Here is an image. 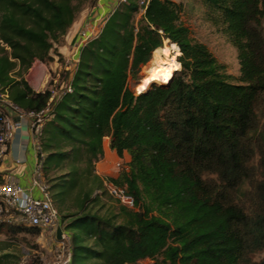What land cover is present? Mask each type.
Listing matches in <instances>:
<instances>
[{
	"label": "trees",
	"instance_id": "1",
	"mask_svg": "<svg viewBox=\"0 0 264 264\" xmlns=\"http://www.w3.org/2000/svg\"><path fill=\"white\" fill-rule=\"evenodd\" d=\"M88 1L0 0V79L26 113L44 110L51 92L32 90L25 74L53 60ZM140 1L120 4L80 49L39 139L46 182L69 169L54 194L49 184L55 206L77 189V211L60 219L70 238L66 264H264L254 260L264 253V0H198L236 49L237 78L193 39L180 3ZM165 41L178 47L180 69L136 94ZM105 138L129 156L106 180L94 173ZM104 181L124 188L134 208L90 212ZM18 260L0 253V264Z\"/></svg>",
	"mask_w": 264,
	"mask_h": 264
},
{
	"label": "rangeland",
	"instance_id": "2",
	"mask_svg": "<svg viewBox=\"0 0 264 264\" xmlns=\"http://www.w3.org/2000/svg\"><path fill=\"white\" fill-rule=\"evenodd\" d=\"M176 3L182 5L181 19L183 23L190 29L191 35L194 40L205 44L207 48L212 52L216 59L226 66V71L233 78H237L240 75V65L238 60V54L228 36L222 32L221 28L215 25L209 19L206 9L200 4L198 0H173ZM175 45V44H174ZM170 44L165 41L162 48L169 49ZM167 56L180 55L179 49L176 52L167 51L162 53L161 58L166 59ZM168 57V58H170ZM160 61L154 57L151 62L143 67L140 77L142 84L143 80L149 74V70H156L160 67ZM174 74V73H173ZM172 74V76H173ZM171 76V77H172ZM62 79L60 75L59 81ZM66 82V77L62 79ZM50 81V80H49ZM56 83L51 80L49 88L55 86L60 91L61 83ZM133 87V91L139 94L138 87ZM158 84V83H156ZM104 143H107L105 138ZM127 168V160L124 157H118L116 155L111 156L108 152L104 153V156L95 164L94 173L106 180L108 177L117 176L123 169ZM69 169L65 167L63 170L52 172L48 181L51 186V191L54 194L58 191L56 185L60 183H66V174ZM3 176V175H2ZM59 177H62L61 179ZM5 182V179L0 178V185ZM91 185L89 182L87 186ZM77 189L71 192V194L61 203L57 202L56 207L61 213V217L67 213H74L77 211V205L75 202ZM92 198L96 201L88 205V209L92 213L99 215H117L120 211V203L111 197L105 190L97 191L93 193ZM121 221V219H118ZM8 223L5 221L4 216L0 215V253H11L19 259L18 264H62L67 259L68 249L58 246L56 243L51 242L50 239L43 236H37L36 234L24 230L21 232H13L8 230ZM264 257V253H259L254 256V260L258 261ZM15 259V258H12ZM137 264H164L161 262V258L156 259H144L137 262Z\"/></svg>",
	"mask_w": 264,
	"mask_h": 264
},
{
	"label": "built area",
	"instance_id": "3",
	"mask_svg": "<svg viewBox=\"0 0 264 264\" xmlns=\"http://www.w3.org/2000/svg\"><path fill=\"white\" fill-rule=\"evenodd\" d=\"M119 5L125 3L126 0H118ZM148 0H141V6L146 5ZM118 5V6H119ZM99 21V18L97 19ZM101 21V19H100ZM98 34L97 31H82L78 48L81 49L88 40ZM78 61V59H77ZM76 61V63H77ZM57 81H54L56 83ZM62 85L59 87L61 88ZM51 96L47 103V107L40 112L27 113L30 120V131L37 153L41 151L39 142L43 128L48 121L51 111V102L58 95V88L53 86L50 88ZM18 108L10 99L8 87L0 79V160L3 158L7 144L14 134L15 125L13 124L11 113L19 112ZM43 155L37 156L34 175L31 179L30 186L25 188L12 178L5 179L0 185V215L4 216L5 221L11 226H27L40 230L43 237H47L51 242L58 246L67 248V259L69 260V233L65 231L60 224V214L53 203L52 194L49 184L46 182L43 174ZM36 189L39 196L35 197L32 191ZM104 190L120 205L129 209L134 208V199L126 193L124 188L114 185L112 182L104 181ZM58 228L62 229L61 238H57Z\"/></svg>",
	"mask_w": 264,
	"mask_h": 264
},
{
	"label": "crops",
	"instance_id": "4",
	"mask_svg": "<svg viewBox=\"0 0 264 264\" xmlns=\"http://www.w3.org/2000/svg\"><path fill=\"white\" fill-rule=\"evenodd\" d=\"M118 5V0H91L86 2L68 33L64 36L63 43L55 45L51 51L50 56L53 60L48 63L37 60L25 74L24 78L29 87L35 92H43L49 88L51 80L53 82L59 81L60 75L62 79L66 76L70 79L79 56L80 33L82 31H97L99 33L105 21ZM98 18L99 21H97ZM62 79L59 81L61 85L63 84ZM11 118L15 129L3 158L0 160V173L4 179L12 178L21 186L28 188L34 175L38 156L30 131L31 118L23 110L11 113ZM107 150L111 156H118L110 150L109 138H107V143H104V153ZM123 157L127 162L129 161L127 154H124ZM32 194L35 197L39 196L36 189L32 191Z\"/></svg>",
	"mask_w": 264,
	"mask_h": 264
},
{
	"label": "bare ground",
	"instance_id": "5",
	"mask_svg": "<svg viewBox=\"0 0 264 264\" xmlns=\"http://www.w3.org/2000/svg\"><path fill=\"white\" fill-rule=\"evenodd\" d=\"M169 49L170 51L176 52L178 47L170 43ZM169 49L160 47L155 50L154 57H156V60L160 61L159 62L160 67L156 70L152 69L148 71L149 72L148 76L146 77V79L143 80L142 84H140V86L138 87L139 93L146 91L148 87L153 83L166 85L170 81L172 74L176 70L180 69L181 66L178 60L176 59V56L170 57L165 54L166 59L161 58V54L165 52L167 53Z\"/></svg>",
	"mask_w": 264,
	"mask_h": 264
},
{
	"label": "water",
	"instance_id": "6",
	"mask_svg": "<svg viewBox=\"0 0 264 264\" xmlns=\"http://www.w3.org/2000/svg\"><path fill=\"white\" fill-rule=\"evenodd\" d=\"M61 233H62V229L58 228L57 230V238L60 239L61 238Z\"/></svg>",
	"mask_w": 264,
	"mask_h": 264
}]
</instances>
